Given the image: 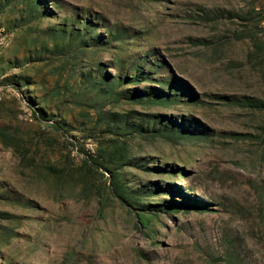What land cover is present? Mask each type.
Wrapping results in <instances>:
<instances>
[{
  "label": "rangeland",
  "instance_id": "1",
  "mask_svg": "<svg viewBox=\"0 0 264 264\" xmlns=\"http://www.w3.org/2000/svg\"><path fill=\"white\" fill-rule=\"evenodd\" d=\"M85 21L114 35L108 47L49 50L67 45L52 33ZM101 66L142 69L151 79L122 88L163 85L178 98L110 102L81 76ZM243 96L264 100V0H0V264H264V110L226 99ZM130 110L202 134L106 131L108 113ZM118 138L147 166L121 170L151 191L141 201L191 197L206 208L151 216L124 204L90 159Z\"/></svg>",
  "mask_w": 264,
  "mask_h": 264
},
{
  "label": "trees",
  "instance_id": "2",
  "mask_svg": "<svg viewBox=\"0 0 264 264\" xmlns=\"http://www.w3.org/2000/svg\"><path fill=\"white\" fill-rule=\"evenodd\" d=\"M35 6L39 7L41 3L46 0H32ZM34 7V6H33ZM41 15L51 14L49 11L41 10ZM82 27H74L66 29L63 26L57 29L55 33L51 36L60 40L67 39V45L64 42L62 45L58 41L53 42V47L49 49L54 54L55 53H69L75 50L88 51L89 49L101 48L104 49L110 44L111 38L106 39L103 35H99L96 32V25L93 22L85 21L82 22ZM69 42V43H68ZM258 47L259 44L257 43ZM60 51V52H59ZM98 68L97 70L91 69L84 71L81 76L88 89L91 91H96L97 94L103 97H108L111 102H119L121 100L129 101L139 105L145 104H171L176 101L179 95L177 90L165 91V86H157V89L153 90H131L130 88H122L127 83H136L143 80L151 79L147 76V72L142 69H137L132 74L126 75H111L107 73L104 68ZM161 84H169L166 81H160ZM227 102L231 105L240 107H249L257 110H264V100L255 99L248 96L243 97H228ZM36 116L47 122H51L56 128H64V124L59 120L52 118V114L49 115L43 108H36ZM104 119L105 129L108 133L115 135L117 137H136V136H148V137H163L170 141H179L185 138L193 137L200 132L196 131V128L191 126L185 121H177L171 117H164L159 114L151 112H139L136 110L121 112H110L106 115ZM66 129V128H65ZM2 133L4 131H1ZM131 135V136H130ZM99 155L90 156L91 163L96 167L103 168L109 173V186L112 193L120 199L124 204L129 207L141 211L140 214L155 215L159 213H177L182 212L185 209H197L204 210L206 207L205 203H202L198 199L191 197H184L182 200H176L175 198L170 200H163L161 202H143L142 197L149 196L151 191L145 189L136 188L128 185L126 178L123 176L122 169L124 166H136V167H147L141 161H129L128 160V142L127 140H121V138L116 141L115 139L110 140V142L105 146L99 148ZM105 161V162H103ZM57 171L55 168H51ZM155 170H164L161 168H155ZM60 171V170H59ZM168 191V190H167ZM169 192V191H168ZM175 193V192H174ZM172 192V194H174ZM139 214V215H140ZM5 217L3 213H0V218ZM142 217V216H141ZM145 225V222L142 221Z\"/></svg>",
  "mask_w": 264,
  "mask_h": 264
}]
</instances>
